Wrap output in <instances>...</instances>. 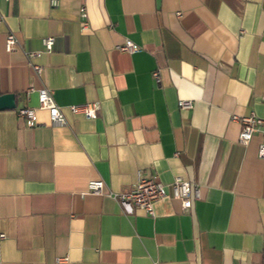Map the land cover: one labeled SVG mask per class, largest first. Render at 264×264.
I'll list each match as a JSON object with an SVG mask.
<instances>
[{
  "label": "crops",
  "instance_id": "obj_1",
  "mask_svg": "<svg viewBox=\"0 0 264 264\" xmlns=\"http://www.w3.org/2000/svg\"><path fill=\"white\" fill-rule=\"evenodd\" d=\"M0 16V94L16 96L0 110V264H264L261 137L240 143L231 119H264V0H0ZM41 88L65 125L18 116ZM91 101L95 119L69 111ZM138 172L168 193L154 216L85 193L127 191ZM175 177L200 188L188 209Z\"/></svg>",
  "mask_w": 264,
  "mask_h": 264
},
{
  "label": "built area",
  "instance_id": "obj_2",
  "mask_svg": "<svg viewBox=\"0 0 264 264\" xmlns=\"http://www.w3.org/2000/svg\"><path fill=\"white\" fill-rule=\"evenodd\" d=\"M58 0H50L52 6L57 5ZM82 17H86L85 8L80 9ZM2 17L0 16V22ZM87 27V22H82V29ZM53 37H45L42 39V44L45 51H51L53 45ZM17 45V39L13 33H8L5 37V50L12 51ZM122 51L132 53L138 49V47L131 41H126L123 45L118 46ZM41 51L29 52L26 54L27 62L36 74H40L41 65L32 62V59L39 57ZM152 78L156 83L160 82L159 71L154 70L152 72ZM33 88H28V91H32ZM38 92V106L33 108L23 105L16 109L18 116H20L28 127L36 125V109L46 110L49 116L50 123L52 125H65L66 118L62 112V109L57 105L52 97V93L47 88H41ZM180 109H191L193 104L190 100H181L178 102ZM100 104L98 101L85 102L81 104L69 105V111L73 114H80L87 119H95L99 115ZM232 120L237 121L240 124V131L238 140L242 144H247L255 133H258L261 137V141L258 145L257 156L264 158V119L256 116L253 112L248 115H236L233 114ZM171 196L180 201L183 209H188L192 205L193 200L200 198V188L198 185L193 184L181 177H175L170 183ZM85 193H91L96 195H107L113 197L120 205L121 210L125 214H131L135 208L141 209L149 216H154L153 204L165 198L168 193L165 186L156 182L153 178L145 177L138 172L136 181L131 187L124 192H112L105 189V184L101 179H94L88 182L87 190ZM4 235L0 234V238Z\"/></svg>",
  "mask_w": 264,
  "mask_h": 264
},
{
  "label": "water",
  "instance_id": "obj_3",
  "mask_svg": "<svg viewBox=\"0 0 264 264\" xmlns=\"http://www.w3.org/2000/svg\"><path fill=\"white\" fill-rule=\"evenodd\" d=\"M16 108V96L14 93L0 94V110Z\"/></svg>",
  "mask_w": 264,
  "mask_h": 264
}]
</instances>
